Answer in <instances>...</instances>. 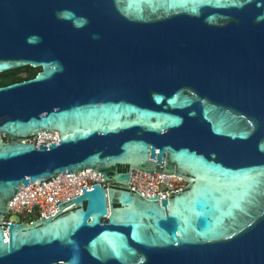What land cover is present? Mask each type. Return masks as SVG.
Here are the masks:
<instances>
[{"label":"water","instance_id":"obj_1","mask_svg":"<svg viewBox=\"0 0 264 264\" xmlns=\"http://www.w3.org/2000/svg\"><path fill=\"white\" fill-rule=\"evenodd\" d=\"M24 66L0 86V264H264V0H0V73ZM86 169L106 188L3 221ZM132 169L187 186L146 196Z\"/></svg>","mask_w":264,"mask_h":264},{"label":"built area","instance_id":"obj_2","mask_svg":"<svg viewBox=\"0 0 264 264\" xmlns=\"http://www.w3.org/2000/svg\"><path fill=\"white\" fill-rule=\"evenodd\" d=\"M37 146L39 144H49L58 142L57 132H42L29 139ZM101 174L86 169L70 174L60 173L52 182L40 184H30L26 187L21 185L20 192L9 204L7 213L3 221H13V216H17L18 221L32 222L39 217H48L57 211V202L66 201L82 192V188L100 183L106 188L107 182L101 178ZM129 187L141 192L146 196L158 195L160 198L169 197V193L186 188L187 180L176 174H166L160 172H147L140 169H132Z\"/></svg>","mask_w":264,"mask_h":264},{"label":"trees","instance_id":"obj_3","mask_svg":"<svg viewBox=\"0 0 264 264\" xmlns=\"http://www.w3.org/2000/svg\"><path fill=\"white\" fill-rule=\"evenodd\" d=\"M38 71H39L38 68H34L31 66H24V67L15 68V69L0 73V86L11 83V82L33 77L36 75ZM127 168L128 166H120L119 169L126 170Z\"/></svg>","mask_w":264,"mask_h":264},{"label":"rangeland","instance_id":"obj_4","mask_svg":"<svg viewBox=\"0 0 264 264\" xmlns=\"http://www.w3.org/2000/svg\"><path fill=\"white\" fill-rule=\"evenodd\" d=\"M13 219L14 220H18L19 218L17 216H13Z\"/></svg>","mask_w":264,"mask_h":264},{"label":"flooded vegetation","instance_id":"obj_5","mask_svg":"<svg viewBox=\"0 0 264 264\" xmlns=\"http://www.w3.org/2000/svg\"><path fill=\"white\" fill-rule=\"evenodd\" d=\"M39 69V68H38ZM7 139V138H6Z\"/></svg>","mask_w":264,"mask_h":264}]
</instances>
